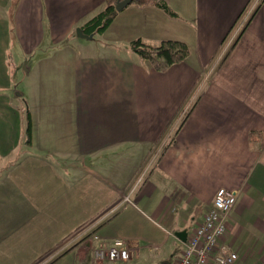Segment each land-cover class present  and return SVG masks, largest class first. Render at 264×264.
<instances>
[{
  "label": "crops",
  "instance_id": "1",
  "mask_svg": "<svg viewBox=\"0 0 264 264\" xmlns=\"http://www.w3.org/2000/svg\"><path fill=\"white\" fill-rule=\"evenodd\" d=\"M164 1L175 15L130 4L88 39L104 0H0V264H174L219 188V243L264 260V0ZM136 38L189 54L157 71ZM115 239L129 259L95 261Z\"/></svg>",
  "mask_w": 264,
  "mask_h": 264
},
{
  "label": "built area",
  "instance_id": "2",
  "mask_svg": "<svg viewBox=\"0 0 264 264\" xmlns=\"http://www.w3.org/2000/svg\"><path fill=\"white\" fill-rule=\"evenodd\" d=\"M235 201L234 191L225 188L216 190L211 208L184 241L174 264H236V252L219 243L225 235L226 220ZM130 251L121 239L101 241L93 250V259L99 262H124L129 259ZM261 264H264V260Z\"/></svg>",
  "mask_w": 264,
  "mask_h": 264
},
{
  "label": "trees",
  "instance_id": "3",
  "mask_svg": "<svg viewBox=\"0 0 264 264\" xmlns=\"http://www.w3.org/2000/svg\"><path fill=\"white\" fill-rule=\"evenodd\" d=\"M118 1L120 0H104L103 7L81 24L82 32L86 35L101 34L118 14L119 11L115 9V4ZM131 4L153 5L161 8L169 15H175L164 0H134ZM251 16L248 18L247 23ZM129 45L133 53L148 62L157 71H164L171 65L182 62L189 54L187 44L180 40H162L158 45L152 46L145 44L140 38H136L131 40ZM190 110L187 111L185 116ZM24 119L27 124V133L29 134L31 120L28 111L24 113Z\"/></svg>",
  "mask_w": 264,
  "mask_h": 264
},
{
  "label": "rangeland",
  "instance_id": "4",
  "mask_svg": "<svg viewBox=\"0 0 264 264\" xmlns=\"http://www.w3.org/2000/svg\"><path fill=\"white\" fill-rule=\"evenodd\" d=\"M249 8H250V6H249ZM248 9L244 12V14H246V12L248 11ZM183 17H185L184 19H186L187 16L185 15ZM180 20L181 21H184L181 18H180ZM76 34H77V32H76ZM96 36H97L96 38H98V39L100 38L97 34H96ZM46 38H47V36H46ZM118 50H121V49H118ZM21 61H22V63H19V61L17 62L18 66L20 65V69H18V70L12 69L11 70V74H13V83H14L13 84L14 85L13 86L14 87V92L12 94L13 95V99H15L16 98V95L19 94V93H21L22 95H24L25 88H26L27 81H25V80L23 81V77L25 76L24 75L25 70L23 68V63L25 62V59L23 58V60H21ZM26 111H28V109H27V107L25 105L24 113Z\"/></svg>",
  "mask_w": 264,
  "mask_h": 264
},
{
  "label": "water",
  "instance_id": "5",
  "mask_svg": "<svg viewBox=\"0 0 264 264\" xmlns=\"http://www.w3.org/2000/svg\"><path fill=\"white\" fill-rule=\"evenodd\" d=\"M134 0H120L118 2H116L115 4V9L117 11H121L123 10L125 7H127L128 5H130ZM77 35L81 38H88L90 39L92 37V35H86L82 32L81 28L78 27L76 29ZM179 237L183 240V236H185V232H179Z\"/></svg>",
  "mask_w": 264,
  "mask_h": 264
}]
</instances>
